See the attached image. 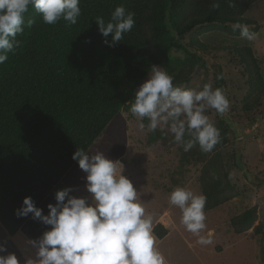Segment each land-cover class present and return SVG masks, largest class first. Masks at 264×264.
Listing matches in <instances>:
<instances>
[{"label":"trees","instance_id":"obj_1","mask_svg":"<svg viewBox=\"0 0 264 264\" xmlns=\"http://www.w3.org/2000/svg\"><path fill=\"white\" fill-rule=\"evenodd\" d=\"M256 1L218 0L220 7L213 9L217 0H80L81 15L75 25L63 19L45 24L30 8L25 24L29 19L34 24L18 34L19 47L0 64V223L5 230L10 235L21 231L33 239L47 230L50 226L31 215L15 216L23 198L31 197L46 215L47 205L55 204L57 184L76 163L73 152H86L114 116L130 105L152 67H162L173 77V84L182 88L198 63L195 55L171 54L173 49H183L181 38L200 26L232 32L236 23L252 24L243 15ZM120 5L135 14V24L119 43L109 47L95 19L102 16L107 21ZM235 52L244 57L250 99L257 104L264 98L260 67L250 48ZM221 84L216 81L214 89H221ZM160 133L163 144H177L174 134ZM154 139L152 134L148 140ZM184 139H190L187 132ZM219 143L211 152H203L198 144L189 151L178 145L187 155L195 150L207 155L203 160L199 157L204 162L199 177L201 194L206 197L204 211L235 194L217 166L218 154H213ZM254 214L248 209L233 217L234 233L248 230ZM167 232L159 222L153 226L156 238Z\"/></svg>","mask_w":264,"mask_h":264},{"label":"clouds","instance_id":"obj_2","mask_svg":"<svg viewBox=\"0 0 264 264\" xmlns=\"http://www.w3.org/2000/svg\"><path fill=\"white\" fill-rule=\"evenodd\" d=\"M79 3L80 0H0V64L19 47L18 34L34 24L31 19L25 24L30 8L45 24L53 25L63 19L75 25L81 15ZM219 7L218 0L212 4L213 9ZM134 16L120 5L107 21L102 16L96 17L98 31L105 38L103 42L109 47L119 43L134 27ZM237 29L249 41L256 38L246 24H234L233 30ZM133 97L129 110L137 118L141 131L155 132L158 124H167L175 143L184 151L198 144L203 152H211L220 142L219 130L204 114L206 107L220 115L228 110L229 101L220 88L205 84L200 91L182 89L173 84L167 71L153 66L150 77L138 86ZM186 132L190 137L187 141ZM71 158L86 174L90 200L73 196L72 188H64L55 192V204L47 205L45 215L31 197L25 196L21 206L14 210L15 216L31 215L50 227L38 238H25L22 258L8 250V238H0V264H166L165 256L156 246L153 217L146 214L137 190L117 162L102 152L89 155L83 149H76ZM168 200L180 209V223L197 237V243L211 245V231L202 235L206 229V197L176 187Z\"/></svg>","mask_w":264,"mask_h":264},{"label":"rangeland","instance_id":"obj_3","mask_svg":"<svg viewBox=\"0 0 264 264\" xmlns=\"http://www.w3.org/2000/svg\"><path fill=\"white\" fill-rule=\"evenodd\" d=\"M243 16L254 21L247 24L256 36L252 41L242 37L239 29L225 32L222 27L200 26L181 38L183 49L171 51L179 57L195 55L198 63L197 71L182 89L200 91L205 84L214 88L215 82L220 81L221 90L229 101V108L223 115L207 107L204 111L209 121L220 127V143L213 154H218L217 166L235 192L223 204L204 211L206 229L202 235L211 231V245L195 243L197 237L180 223V209L168 200L169 193L176 187L201 194L199 177L204 162L199 159L207 155H198L195 150L190 156L183 153L178 144H163L160 132L168 136L173 134L167 124H158L155 132L141 131L128 105L114 116L86 151L89 155L102 152L106 158L117 162L122 174L137 190L146 214L152 215L153 226L158 222L172 224L170 218H173L176 225L166 241L157 246L162 254L167 253L172 259L176 257V261L167 260V263L193 261L180 257L189 254V244L193 243L202 247V251H197L202 257L195 259L194 264H205V261L208 264H264V98L257 104L251 101L244 57L235 52L243 47L250 48L264 79V0L254 2ZM231 27L233 29V25ZM143 123L146 125L147 119ZM152 134L155 139L150 143L148 139ZM85 177L76 162L56 189L72 188L71 195L90 200ZM248 209L255 211L253 224L248 230L235 234L230 220ZM208 247L217 253H205L203 249Z\"/></svg>","mask_w":264,"mask_h":264},{"label":"crops","instance_id":"obj_4","mask_svg":"<svg viewBox=\"0 0 264 264\" xmlns=\"http://www.w3.org/2000/svg\"><path fill=\"white\" fill-rule=\"evenodd\" d=\"M160 221H161V219H160ZM170 222L172 224H168V225H164L163 222H161L167 228L168 232L164 237L156 239V246H158L159 243H162V242L164 243L166 241V238L168 237L170 230L176 225L175 222L173 221L172 217L170 218ZM0 238H8V250L10 252H14L18 258H22L23 254H24L23 243H24L25 238H27V237L21 231H17L13 235H10L0 223ZM195 243H197V241H195ZM189 247H190L189 254L184 256V254H185L184 253V254H181L180 257L182 259H192L193 261H191L187 264H194L195 259L200 260V258L202 257V256H199L197 254L198 250L202 251V247L198 246L197 244H193V243H190ZM203 250L205 253H211V254L217 253L215 250L212 249V247L210 249H209V247L204 248ZM163 255L166 258V264H174L172 262L167 263V260H175L176 261V257H173L174 259H172V258H169L170 256H168L167 253H164ZM205 264H208V263L205 261Z\"/></svg>","mask_w":264,"mask_h":264}]
</instances>
